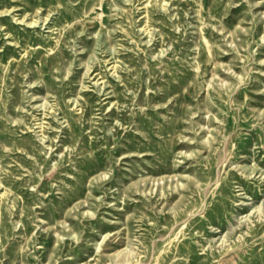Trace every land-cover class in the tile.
Segmentation results:
<instances>
[{
  "label": "rangeland",
  "instance_id": "374dc122",
  "mask_svg": "<svg viewBox=\"0 0 264 264\" xmlns=\"http://www.w3.org/2000/svg\"><path fill=\"white\" fill-rule=\"evenodd\" d=\"M0 264H264V0H0Z\"/></svg>",
  "mask_w": 264,
  "mask_h": 264
}]
</instances>
